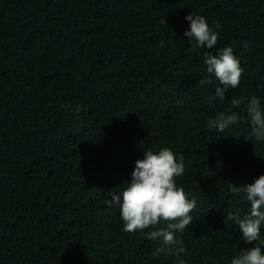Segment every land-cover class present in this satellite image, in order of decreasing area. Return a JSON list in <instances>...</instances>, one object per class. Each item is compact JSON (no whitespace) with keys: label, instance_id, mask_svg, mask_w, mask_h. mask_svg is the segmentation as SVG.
<instances>
[{"label":"trees","instance_id":"16d2710c","mask_svg":"<svg viewBox=\"0 0 264 264\" xmlns=\"http://www.w3.org/2000/svg\"><path fill=\"white\" fill-rule=\"evenodd\" d=\"M190 13L218 32L213 49L192 51ZM224 47L243 75L221 102L198 81ZM253 95L264 108V0H0V264H230L245 245L223 221L249 205L229 184L264 175V141L245 105L224 132L207 121ZM164 147L196 201L180 257L144 238L165 224L127 234L105 203Z\"/></svg>","mask_w":264,"mask_h":264},{"label":"clouds","instance_id":"9594fccd","mask_svg":"<svg viewBox=\"0 0 264 264\" xmlns=\"http://www.w3.org/2000/svg\"><path fill=\"white\" fill-rule=\"evenodd\" d=\"M189 22L184 37L191 44L192 51L206 48L213 49L219 40L218 32L214 31L202 16H185ZM162 24L167 21L163 19ZM219 28V24L216 25ZM159 45L164 46V41ZM206 76L198 81L199 86L215 82V98L221 102L229 89L239 86L243 75V68L239 59L234 55L231 47H224L215 55L205 53ZM228 112H220L207 121L210 129L217 133L224 132L229 126L240 121L238 112L232 111L245 105L248 123L252 135L257 141H264V108L257 96L233 97ZM185 174L184 157L168 147L158 151L147 150L143 152V159L135 161L131 178L118 194L113 193L111 200L105 203L112 207H119L120 219L123 222V231L134 234L143 232L150 226L155 228L165 224L163 228L149 231L145 239L159 240V246L153 256L161 253L180 257L186 253L183 242L176 235L183 233L187 226L193 223L191 213L196 208V201L189 200L184 188L176 183V178ZM231 193L241 195V200L249 207L244 214L239 209L229 211L223 221L226 227L235 225L241 233V240L245 247L231 258L230 264H264V238L261 229L264 228V175L259 176L251 184L236 186L229 184ZM248 245H254L247 247ZM176 264H187L184 259H177Z\"/></svg>","mask_w":264,"mask_h":264}]
</instances>
